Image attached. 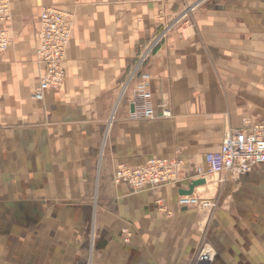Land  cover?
<instances>
[{
	"label": "crops",
	"instance_id": "crops-1",
	"mask_svg": "<svg viewBox=\"0 0 264 264\" xmlns=\"http://www.w3.org/2000/svg\"><path fill=\"white\" fill-rule=\"evenodd\" d=\"M7 1L0 264H264V165L195 187L211 209L177 204L225 133L264 121V0ZM191 5V26L174 25L122 93L140 53ZM45 8L72 29L64 83L39 102ZM144 73L170 118L133 114ZM151 158L181 161L178 180L137 193L113 183L119 165Z\"/></svg>",
	"mask_w": 264,
	"mask_h": 264
},
{
	"label": "built area",
	"instance_id": "built-area-1",
	"mask_svg": "<svg viewBox=\"0 0 264 264\" xmlns=\"http://www.w3.org/2000/svg\"><path fill=\"white\" fill-rule=\"evenodd\" d=\"M187 9L175 23L164 29L138 56L137 61L122 86V93L129 89L131 82L139 73L140 68L150 58L154 48L162 41L167 32L177 23L187 17ZM10 9L7 0H0V55L9 45L8 24ZM72 21L70 16L54 8H45L39 14L37 31L36 62L44 66V72L39 78L32 94L36 101H43L46 94L61 88L66 78L63 61L71 38ZM150 77L144 73L134 83L130 90L133 114L144 120H154L157 117L170 118L167 110L156 114L150 101ZM204 167L195 169L198 179H204L223 174L239 177L248 174L255 165H264V121L250 128L224 134L219 149L207 153L203 157ZM183 168L179 160L166 158H151L132 166L119 165L113 172L112 181L115 185L125 184L134 193L154 189L159 186L175 183ZM177 204L184 208L198 207L208 210L213 207L206 200L193 195L180 196ZM200 260L207 261L206 256Z\"/></svg>",
	"mask_w": 264,
	"mask_h": 264
},
{
	"label": "water",
	"instance_id": "water-1",
	"mask_svg": "<svg viewBox=\"0 0 264 264\" xmlns=\"http://www.w3.org/2000/svg\"><path fill=\"white\" fill-rule=\"evenodd\" d=\"M205 184H206V181L204 179L192 180L189 183L188 188L186 190L179 191V195L180 196H191V195H193V190H194L195 187L203 186Z\"/></svg>",
	"mask_w": 264,
	"mask_h": 264
},
{
	"label": "rangeland",
	"instance_id": "rangeland-1",
	"mask_svg": "<svg viewBox=\"0 0 264 264\" xmlns=\"http://www.w3.org/2000/svg\"><path fill=\"white\" fill-rule=\"evenodd\" d=\"M192 5L187 7V11H188V14H187V17L185 19H183L181 22L185 24V26L189 27L191 26V18H190V14H191V10H192ZM213 178V177H211Z\"/></svg>",
	"mask_w": 264,
	"mask_h": 264
},
{
	"label": "bare ground",
	"instance_id": "bare-ground-1",
	"mask_svg": "<svg viewBox=\"0 0 264 264\" xmlns=\"http://www.w3.org/2000/svg\"><path fill=\"white\" fill-rule=\"evenodd\" d=\"M208 181H209V179H208ZM208 181H207V182H208ZM212 183H213V182H212ZM214 183H215V182H214ZM214 185H215V184H214ZM211 186H212V185H211ZM213 189H214V188H213ZM210 190H211V189H210Z\"/></svg>",
	"mask_w": 264,
	"mask_h": 264
}]
</instances>
